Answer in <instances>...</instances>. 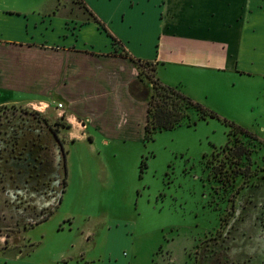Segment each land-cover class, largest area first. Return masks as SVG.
<instances>
[{"label":"rangeland","instance_id":"obj_1","mask_svg":"<svg viewBox=\"0 0 264 264\" xmlns=\"http://www.w3.org/2000/svg\"><path fill=\"white\" fill-rule=\"evenodd\" d=\"M21 57L20 77L27 75L25 80L34 85L36 72L24 69L25 54L14 55L16 61ZM38 57L52 61L48 71L37 67L39 76L61 72L60 54ZM136 65V96L112 86L109 103L101 88L77 79L76 89L65 100L56 96L44 113L38 109L41 103L0 105V264L19 252L31 264H58L64 257L68 264H192L195 255L199 264H212L213 253L221 259L226 253L232 264H264V227L257 231V216L264 211L261 81L228 83L224 89L223 79L211 78L213 94L226 91L230 100L223 112L210 107L220 117L202 119L189 109L196 123L157 131L147 139V104L157 91L156 73L151 64ZM85 88L87 95L80 94ZM41 89L32 87L29 94ZM18 96L16 92L14 98ZM55 102L63 103L62 110ZM71 106L94 117L96 127L90 123L88 130L80 129L78 115L71 124ZM225 118L259 139L238 131L228 136ZM71 130L86 137L70 138ZM229 138L231 149L220 153ZM236 142L252 149L249 159L235 155ZM36 154L47 160V167L40 168V176H30L28 163ZM14 155L27 173L21 179ZM216 165L232 176L222 177L226 184L214 176ZM247 167L249 178L233 175Z\"/></svg>","mask_w":264,"mask_h":264},{"label":"crops","instance_id":"obj_2","mask_svg":"<svg viewBox=\"0 0 264 264\" xmlns=\"http://www.w3.org/2000/svg\"><path fill=\"white\" fill-rule=\"evenodd\" d=\"M54 53L64 58L62 73L39 76L37 67L48 71L52 61L45 64L38 55ZM15 54L27 56L24 69L36 72L34 85L25 80L27 75L20 77L22 57L16 61ZM137 60L151 62L162 83L223 112L230 100L218 84L222 92L213 94L211 78L223 79L224 89L249 79L264 87V0H0V105L51 107L56 96L65 100L76 89L77 79L101 88L109 103L116 86L136 96ZM32 87L42 89L29 94ZM54 107L63 108L58 103ZM70 109L71 124L78 115L80 129L88 130L90 123L96 127L89 113ZM69 135L86 137L73 130ZM257 220L262 232L264 211ZM11 255L3 257L4 264H31L22 252ZM65 258L58 264H68Z\"/></svg>","mask_w":264,"mask_h":264},{"label":"trees","instance_id":"obj_3","mask_svg":"<svg viewBox=\"0 0 264 264\" xmlns=\"http://www.w3.org/2000/svg\"><path fill=\"white\" fill-rule=\"evenodd\" d=\"M115 41L116 39L114 38V42ZM136 62H138L139 64L140 63L142 64L146 63L147 65L151 64L153 66V64L148 61L141 62L137 60ZM156 80L157 81L154 82L155 85L154 87L157 89V91H155L153 98L149 99L147 106V119L144 126L145 136L147 139L152 138L154 133L157 131L173 129L183 123H188L189 125H191L192 123H196V121H193L191 119L189 109L196 110L198 112L199 118L202 119L220 117L216 111L207 107L203 103L193 99L191 96L183 92L178 87L166 85L162 83L157 77ZM224 122L231 127V131L229 132L228 136H230L233 131H238L255 140L259 139V136L257 134L251 132L249 129L239 124H236L233 121H230L225 118ZM230 145L231 142L229 138L227 144L221 148L220 153H225V151L228 149L230 150L231 149ZM236 145L237 147H236L235 155H238V157L244 156L246 159H249L252 153V149L242 142L240 143L238 142V144L236 142ZM213 172H214V176L217 179H219V181H223L225 184L227 180L222 177L225 176L228 179L232 177L229 174L226 175L227 171H224V167L222 165L214 166ZM234 172L235 173L233 175L235 176L240 173V175L249 178L251 176L252 170L250 167H247L246 170L245 169L240 171L234 170ZM242 188L243 186H240L239 191ZM50 215L51 212L47 214L45 219H47ZM220 246L226 248L228 251L230 249V247H227L221 242H220ZM228 253L230 257V252ZM196 254H199L198 251L196 252ZM200 259H201L200 256L197 257L195 255L192 264H199L198 261H200ZM215 259H216V263L212 262V264H232L229 261L228 255L226 253H224L223 259H221L219 255L215 257V254L213 253V257L210 260L214 261ZM235 263L238 264L236 261ZM83 264H99V263H97L96 261L83 260Z\"/></svg>","mask_w":264,"mask_h":264},{"label":"flooded vegetation","instance_id":"obj_4","mask_svg":"<svg viewBox=\"0 0 264 264\" xmlns=\"http://www.w3.org/2000/svg\"><path fill=\"white\" fill-rule=\"evenodd\" d=\"M61 143V142H60ZM33 145H38V143L34 142ZM19 159V160H18ZM21 158L20 156L16 157V155H14V161H13V166L16 169V174L17 176L21 179L25 176H27V173H23V171L21 170ZM46 159H41L40 155H35L34 158L31 159V162L28 163V166H31L32 168L30 169L31 171L29 172L28 175L30 176H34V173L37 176L41 175V171L40 168L43 166L47 167V163H46ZM35 168V169H34ZM34 169V170H33ZM28 180V179H27Z\"/></svg>","mask_w":264,"mask_h":264},{"label":"built area","instance_id":"obj_5","mask_svg":"<svg viewBox=\"0 0 264 264\" xmlns=\"http://www.w3.org/2000/svg\"><path fill=\"white\" fill-rule=\"evenodd\" d=\"M47 105H48V104H46L45 108L48 107ZM42 106H43V103H41V104L39 105V109H41ZM58 107H59V108H62V107H63V103H59V104H58ZM83 126L86 127L85 123H83Z\"/></svg>","mask_w":264,"mask_h":264}]
</instances>
